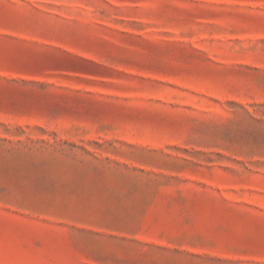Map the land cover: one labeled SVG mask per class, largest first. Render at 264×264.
Segmentation results:
<instances>
[{
    "label": "rangeland",
    "instance_id": "374dc122",
    "mask_svg": "<svg viewBox=\"0 0 264 264\" xmlns=\"http://www.w3.org/2000/svg\"><path fill=\"white\" fill-rule=\"evenodd\" d=\"M0 264H264V0H0Z\"/></svg>",
    "mask_w": 264,
    "mask_h": 264
}]
</instances>
